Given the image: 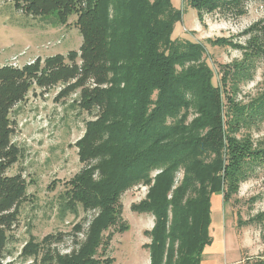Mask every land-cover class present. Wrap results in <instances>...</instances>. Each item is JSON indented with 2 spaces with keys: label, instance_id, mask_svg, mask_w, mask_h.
Instances as JSON below:
<instances>
[{
  "label": "trees",
  "instance_id": "trees-1",
  "mask_svg": "<svg viewBox=\"0 0 264 264\" xmlns=\"http://www.w3.org/2000/svg\"><path fill=\"white\" fill-rule=\"evenodd\" d=\"M252 1L264 3L187 0L200 20L215 12L245 16ZM13 3L17 11L52 26L69 25L76 16L83 44L66 57L0 67V263L20 264V256L22 264L30 259L53 263L46 244L54 234L40 242L32 237L14 255L8 246L30 184L23 174H9L22 157L13 142L12 112L35 86H48L61 88L58 97L76 94L74 106L92 116L76 143L84 168L60 195L62 217H78L80 209L97 212L92 238L74 259L61 258L59 264H113L114 258H106L113 237L128 229L121 196L139 186L150 190L133 211L156 217L148 245L151 264H163L165 258V264H200L213 244V196L229 203L264 166V141H255L251 133L264 123V81L256 97L238 101L241 87L254 80L264 60V21L244 32L243 45L207 40L242 52L241 60L218 69L219 78L205 44L173 38L181 11L171 0ZM113 228L116 232L103 237Z\"/></svg>",
  "mask_w": 264,
  "mask_h": 264
},
{
  "label": "rangeland",
  "instance_id": "rangeland-1",
  "mask_svg": "<svg viewBox=\"0 0 264 264\" xmlns=\"http://www.w3.org/2000/svg\"><path fill=\"white\" fill-rule=\"evenodd\" d=\"M181 11V18L173 30L174 39L192 40L205 44L210 64L218 76L221 66L242 59V52L233 46L218 47L207 43L225 39L243 45L244 32L253 24L264 21V3L246 4V15L236 17L228 12L204 14L202 20L187 0H171ZM72 16L69 25L52 26L45 19L17 11L13 0H0V67L10 65L22 68L36 59L45 60L57 55L79 52L83 37ZM220 78V74H219ZM264 81V60L252 82L241 87L238 101L248 103L260 93ZM60 87H36L27 99L12 112L15 121L13 142L22 150V157L10 175L23 174L29 182L28 199L23 203L19 223L9 240L11 253L21 252L23 245L34 237L38 242L54 234L48 251L52 264L61 258L74 259L83 244L88 243L90 226L97 215L95 210L79 216L60 215V195L71 180L84 168L78 156L76 143L84 135L86 122L92 119L74 106L76 94L58 97ZM255 141H264V123L252 130ZM182 180L177 176L176 185ZM51 187V188H50ZM150 188L135 187L121 196L122 217L128 229L116 233L106 258L113 264H151V232L156 224L153 214L137 213L134 205L146 200ZM222 196V195H221ZM223 201V196L221 197ZM224 204V211L212 213V224L223 222L227 236V264H264V166H259L250 180L243 183L239 193ZM115 228L105 231L108 236ZM116 232V231H114ZM91 234V233H90ZM217 240L221 239V232ZM92 236H90V239ZM89 239V240H90ZM89 244V243H88ZM22 264L24 260L19 257ZM59 258V259H58ZM95 256L93 259H97ZM22 262V263H21ZM166 258L163 260L165 264ZM0 264H10L9 261ZM16 264V263H12ZM19 264V263H18ZM25 264H34L30 259Z\"/></svg>",
  "mask_w": 264,
  "mask_h": 264
},
{
  "label": "crops",
  "instance_id": "crops-1",
  "mask_svg": "<svg viewBox=\"0 0 264 264\" xmlns=\"http://www.w3.org/2000/svg\"><path fill=\"white\" fill-rule=\"evenodd\" d=\"M221 195H214L212 198V213H220L224 211V202ZM223 222L215 227L211 224V235L213 244L205 250L204 258L200 264H227L226 255L228 254L227 236L224 235ZM221 232V239L217 240L218 234Z\"/></svg>",
  "mask_w": 264,
  "mask_h": 264
},
{
  "label": "built area",
  "instance_id": "built-area-1",
  "mask_svg": "<svg viewBox=\"0 0 264 264\" xmlns=\"http://www.w3.org/2000/svg\"><path fill=\"white\" fill-rule=\"evenodd\" d=\"M15 67H17V66H15Z\"/></svg>",
  "mask_w": 264,
  "mask_h": 264
}]
</instances>
